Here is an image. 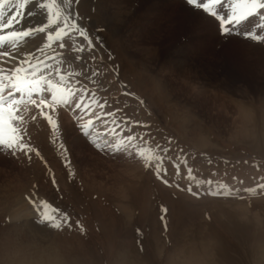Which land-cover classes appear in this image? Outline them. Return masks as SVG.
<instances>
[{
  "label": "rangeland",
  "instance_id": "374dc122",
  "mask_svg": "<svg viewBox=\"0 0 264 264\" xmlns=\"http://www.w3.org/2000/svg\"><path fill=\"white\" fill-rule=\"evenodd\" d=\"M174 1L105 0L116 19L106 27L92 0H72L93 41L80 55L89 76L99 70L98 85L78 79L112 112L94 121L105 147L68 134L62 115L66 159L46 121L25 137L42 159L0 149V264H264V196L244 191L264 183V43L242 35L264 37V8L221 33L215 17ZM238 2L219 0L214 11L227 19ZM112 120L124 132L126 123L148 124L132 130L169 149L160 179L107 149ZM221 186L233 194H210ZM18 197L28 207L25 197L47 201L71 226L53 229L37 214L12 219L7 204Z\"/></svg>",
  "mask_w": 264,
  "mask_h": 264
},
{
  "label": "snow or ice",
  "instance_id": "6c2138e0",
  "mask_svg": "<svg viewBox=\"0 0 264 264\" xmlns=\"http://www.w3.org/2000/svg\"><path fill=\"white\" fill-rule=\"evenodd\" d=\"M184 2L191 8L202 9L204 13L215 17L219 21L221 33L229 31L225 27L226 24L239 23L257 8H264L261 0H240L233 5V11L225 19L214 11L219 0H184ZM12 3L13 0H0V15L3 14L4 7H11ZM28 4L29 0H15L16 11L8 16L7 23L0 21V149L13 156L19 153L31 158V154H34L42 159L41 153L25 137L30 134L28 129L31 126L38 127L41 122L46 121L48 128L60 133L51 139L58 144L62 158L66 159L68 151L63 142L65 133L61 132L62 115L68 118V123L71 125V129L67 130L68 134L71 131L83 133L93 147L97 150L103 149L105 145L100 143L94 121L99 119L98 112L106 116H112V112L106 110L107 101L98 103L95 91L81 84L78 79L83 76L89 84L99 83L95 79L99 70L92 71L89 76V70L80 55L85 49L93 47L89 32L74 14L72 0H37L35 9L39 12L35 14L40 15L41 19L34 21V26L32 23L23 26V21L17 17ZM94 4L100 12L101 22L106 27L115 25V17L105 12V0H94ZM27 15L33 17L34 12L29 11ZM14 25L20 27L14 29ZM242 35L264 43V37L256 33L246 31ZM77 62L81 65L79 71L74 67ZM85 92H90V96L86 98L83 95ZM125 95L134 97L147 112L146 102L142 98L131 91L126 92ZM111 124L112 127H108L106 131V135L112 138L106 145L107 149L121 154L128 153L129 156L136 158L142 167L151 168L157 179H160L169 149L162 148L150 139H144L145 133L132 130L133 124L141 128H148V124L139 120L126 123L125 127L129 129L127 132H124L115 120H112ZM176 158L185 166L188 178L194 179L192 169L187 167V161L179 156ZM174 167L179 172V165ZM68 174L72 175L71 172ZM164 182L167 183V180ZM209 187H212L211 182ZM226 187L221 186L210 194L213 196L233 194L230 190H226ZM187 191L193 196L199 194L191 187ZM244 191L249 196H264V183L245 188ZM25 199L28 200L31 209L35 210L39 223H46L53 229L71 226L66 215L57 216L50 212L51 205L47 201L41 199L36 202L28 197ZM164 211L166 210L161 207V212ZM161 219L164 217L161 216ZM76 227L81 232L85 231L79 223Z\"/></svg>",
  "mask_w": 264,
  "mask_h": 264
},
{
  "label": "bare ground",
  "instance_id": "6f19581e",
  "mask_svg": "<svg viewBox=\"0 0 264 264\" xmlns=\"http://www.w3.org/2000/svg\"><path fill=\"white\" fill-rule=\"evenodd\" d=\"M164 1H166V2H164ZM164 1L163 0H160V2H162L163 4H170L171 3V4H174L175 5V3H176L174 0H170V2H168V0H164ZM176 1H178V3H182L183 2V4H185L184 0H176ZM36 2H37V0H29V4L25 6V9L23 10V13L20 16L17 17V19L23 21V26H28L30 23H32L33 26H34V21L41 19V16L40 15H36L35 14V13L39 12L38 9H35ZM92 4H94V0H92ZM94 6H95V4H94ZM15 9H16V7H15V0H13V3H12V6L11 7H9V6H5L4 7L3 14H7L8 13V14L11 15L12 13L15 12ZM29 11L34 12V16L33 17H28L27 13ZM3 14L0 15V21L2 19V21L4 23H7L8 16H3ZM19 27H20V25H14L13 26L14 29H17ZM4 50H7V49H4ZM6 200H8V199H6ZM36 202H38V201H36ZM8 206L12 210L10 212V217H12V219L13 218H17V219L18 218H23L24 219V218H27L29 216H32V214H36L35 210L33 212H31V210L29 209L30 207H28L27 204L23 203L22 199H20L19 197L16 198V199H13L11 201H9V205L7 204V207ZM50 212L51 213L53 212V208L52 207L50 208Z\"/></svg>",
  "mask_w": 264,
  "mask_h": 264
}]
</instances>
